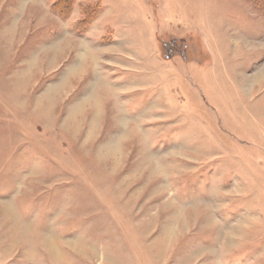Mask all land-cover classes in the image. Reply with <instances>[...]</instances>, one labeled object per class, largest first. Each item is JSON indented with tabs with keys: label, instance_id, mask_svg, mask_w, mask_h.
<instances>
[{
	"label": "rangeland",
	"instance_id": "obj_1",
	"mask_svg": "<svg viewBox=\"0 0 264 264\" xmlns=\"http://www.w3.org/2000/svg\"><path fill=\"white\" fill-rule=\"evenodd\" d=\"M53 2L0 0V264H264V0Z\"/></svg>",
	"mask_w": 264,
	"mask_h": 264
},
{
	"label": "trees",
	"instance_id": "obj_2",
	"mask_svg": "<svg viewBox=\"0 0 264 264\" xmlns=\"http://www.w3.org/2000/svg\"><path fill=\"white\" fill-rule=\"evenodd\" d=\"M57 1H58V0H54V2H53V7H56V5H57ZM64 2H65V0H64ZM62 3H63V1H62Z\"/></svg>",
	"mask_w": 264,
	"mask_h": 264
}]
</instances>
